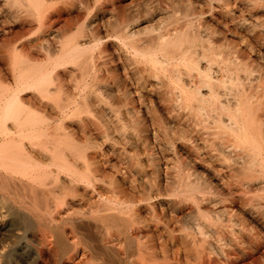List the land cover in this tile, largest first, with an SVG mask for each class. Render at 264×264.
Here are the masks:
<instances>
[{"label":"bare ground","instance_id":"obj_1","mask_svg":"<svg viewBox=\"0 0 264 264\" xmlns=\"http://www.w3.org/2000/svg\"><path fill=\"white\" fill-rule=\"evenodd\" d=\"M47 1L5 0V3L16 10L22 7L21 11L31 16L32 9L38 15L44 14L47 10L40 11ZM88 33L81 34L79 40L67 36L59 41L56 54L43 56L45 59L40 62L24 44L12 47L11 52L7 50L3 55L13 84L8 86V76L0 70V198L9 205L5 215L7 224L0 230H5L15 240L30 241L36 255L33 264H44L46 258H52L55 264H87V251L92 264H214L222 255L217 258L214 242L221 213L217 200L219 186L229 192L231 183L219 178L216 170L204 160H104L101 144L107 131L100 115L107 102L100 94L101 89H96L100 97H95L94 102L90 94L94 93L105 56L101 48L94 53L102 40L96 28ZM199 33L181 31L155 36V39L150 37L151 41L145 36L149 41L145 47L141 48L138 42H128L125 47L122 43L120 47L132 55L136 71L138 65L143 64L146 77L158 81V100L166 113L179 115L185 111L189 121L202 125L204 132L190 137V141L200 142L204 156L217 160L216 163L239 160L235 172L241 176L246 189L262 188V67L254 65V60L244 52L239 56L234 52V56L229 57V53L224 56L221 51H215L211 46L215 40L210 43L205 39L209 43L203 46ZM263 34L264 31L255 36L260 43L264 40ZM125 35L119 40L127 39ZM246 46L255 58L264 60L253 46ZM213 66L218 75H213ZM64 75L74 81L70 92H64ZM161 78L169 81L168 86H163ZM146 79L138 81L134 87L138 106L128 98L124 112L139 126L137 116L139 107H146L145 92L150 107L155 108ZM29 92V97H23ZM63 92L67 96L61 99L59 95ZM119 102L122 101L117 100ZM194 148L197 147L193 144L187 153H193ZM252 208L260 209L258 204H253ZM225 209L227 207L222 211ZM116 246H123L122 254Z\"/></svg>","mask_w":264,"mask_h":264},{"label":"rangeland","instance_id":"obj_2","mask_svg":"<svg viewBox=\"0 0 264 264\" xmlns=\"http://www.w3.org/2000/svg\"><path fill=\"white\" fill-rule=\"evenodd\" d=\"M0 2V70L3 74L8 76V86H12L13 79L10 78L11 75L8 70L9 64L3 55L9 51L11 52L13 50L12 47L15 48L20 44H24L26 50L32 51L33 57L40 62L50 54H56L60 42L66 39L67 36V38L74 37L79 40L81 39L79 38L81 34L89 35L88 32L91 29L96 28L102 40L99 46H97L98 48L96 47L97 49L94 50V53H96V51L101 48L100 50L104 51L105 57L104 63L100 65L101 74L99 72L98 80L96 83L97 85H94L93 89L95 88V90L94 93L90 94V99L94 102V100L99 98L101 94L102 97H105V103L107 102L102 108L104 111L103 114L100 115L105 123L104 130L106 129L105 132L107 131L106 139L101 144L102 154L106 158H104V160H148L150 158L153 160H204L216 170L219 178L225 180L228 179V183H231L229 185V192L225 191L226 189H223V187L219 186L220 194L217 196V200L219 199L218 208L220 209L221 213L219 212L220 221L217 222L216 229L218 230H216L214 242L217 249V258L221 254L222 255L220 258L215 259L214 264H264V186H262V188L257 187L251 188L250 190L249 188L248 190L246 189V184L244 183V181H241V176L238 175L237 172H235L237 170V166H239V160H236L238 163L234 160H219L216 163L217 160H209L206 156H204L202 154V150H200V142L190 141V137L194 138V136H197L198 133L204 132L202 129V125L199 126L193 121H189L187 119L185 111L181 112L182 115L181 113H179L178 115V113L174 112L173 114L166 113L162 106L163 104L158 100L160 96V94L158 93L160 87L158 81L155 78L154 80L153 77H146V68L142 67L144 66L143 64H139V69H137L136 71L135 65H133L132 55L128 51H126V48H123L128 42H138L137 44H139L140 47H145L148 44L146 43V41L149 42L152 40L150 39V37H154L155 39V36L157 38L159 35L163 34H174L175 32L181 31H194L197 33L200 32L201 34H199L204 40V43H202L203 46H206L209 42L211 43L215 40L214 42L216 44L213 42L211 43V46L214 47L215 51H221L222 53H220L224 56H227L228 53L230 54L228 55L229 57H233L234 55L239 56L240 52H244L245 54L250 56L251 60H254V65L256 64L262 67V73L264 74V60H258L257 58H255L254 54H251L246 46H253L256 50H258L261 56H264V40H262L263 42L261 41L260 43V41L255 38L256 35H259L260 32L262 34L264 31V0H48L42 5L40 11L42 12V10H47L44 13L45 15L43 13L42 15H38L37 12H35V10L31 8L33 11L31 16H26L25 13L21 11L22 7L20 9L18 8L19 10H16V8L12 6L8 7V5H6L5 3V0H1ZM232 16H234L235 19ZM27 18L30 20H28ZM188 24L189 26H187ZM82 30H84L85 32ZM123 34H126L125 36H127L128 40L125 39L122 42L119 39H121V36H123ZM56 36L59 38H57ZM145 36L149 41L145 39ZM140 37L142 39L144 38V41H142ZM88 38L89 37L87 36L86 39ZM205 39H209V42ZM210 39H212V41ZM216 39H220V42L218 40L216 42ZM115 42H117V44ZM91 44L92 43H90L89 45L91 46ZM118 44L119 47L117 46ZM243 44L245 45V47ZM120 45L124 46L120 47ZM43 47H46L45 50H43ZM43 56L45 58H43ZM103 68L104 70H106V72H104ZM213 68V75H218L216 67L213 66ZM141 72L145 74L143 75ZM106 73L110 75L108 76L106 75ZM125 73H127V76L125 75ZM110 76L112 77V80ZM63 78L65 79V85L67 84L66 86L64 85V89L66 88V91L64 92H70L71 88L74 85H72L71 83H74V81L68 75H64ZM144 78H147L146 81L149 87L148 89H152V91H150V95L155 102L156 109H152L150 107L152 105L148 101V93L145 92V103L148 110L144 106L139 107L140 113L138 114L137 118L140 121V127L139 125L134 123L135 121L133 122V118H131L127 113L124 112H126V102L128 98H131L134 101L135 106H138L136 103L137 99H135L133 91H135V88L137 86L136 83L138 81L142 82ZM102 80H104V82L106 83H104ZM98 81L100 83H98ZM161 81L163 86H168L169 81H167V79L161 78ZM67 82L69 83V85ZM113 83L115 86H112ZM100 84L103 85V87L100 86ZM96 89H101V92L98 90L96 91ZM64 92L62 93V95H59L61 99L67 96ZM30 95V92L25 93L23 94V97H29ZM109 97L110 100L112 98L114 100L107 101ZM117 100L122 102L117 103ZM113 108L117 109L114 110ZM183 116H185L186 120ZM181 120H183V122ZM187 120L188 122L186 123ZM128 121L131 122V124L133 123L132 126L130 123H128ZM123 125L127 126L124 127ZM130 126L132 127V129L130 128ZM190 127L194 128L191 129ZM194 130L197 131L194 132ZM183 131H186L187 133H184ZM129 132L130 135L127 134ZM185 141L186 143L188 142L190 144L187 143L186 145ZM193 144L196 145L197 148H199H194L193 151H195L193 153H187V150L193 148ZM230 175H232L231 178ZM234 186H236L237 188H234ZM220 195L221 197L223 196V198H221ZM227 199L229 202L232 201V203H229ZM252 201L255 202L253 203ZM0 203L3 205L2 206L0 204V227L2 228L7 224L6 220H8V218L5 215L6 210L9 208V205L1 198ZM253 204H258L260 209L258 210L252 208ZM220 205H222L223 207ZM226 207L227 209L222 211V208ZM230 208H233V210H230ZM225 213L227 215H230L227 217ZM230 216L231 218H229ZM234 218L237 221H235ZM242 228L247 229L245 231V229L243 230ZM228 229L232 230L228 231ZM244 231L245 233H243ZM8 235L9 234L5 232V230H0V264H12V262H17L18 264H33L36 255L31 248L30 241L15 240L13 237ZM203 247H205L204 243ZM13 248L14 250L12 251ZM17 248L18 250H16ZM242 249L245 251V253L244 251H242ZM117 250L122 254L123 246L120 248L118 246ZM86 251L87 250H85V252ZM88 255L90 254L87 251L85 260L88 259L87 264H92L91 260H89L90 256ZM32 256L34 257L32 258ZM9 258L12 260H10ZM43 262L44 264H55L52 258H46Z\"/></svg>","mask_w":264,"mask_h":264}]
</instances>
